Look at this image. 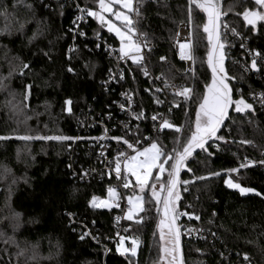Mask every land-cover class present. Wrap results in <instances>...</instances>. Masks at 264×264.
Segmentation results:
<instances>
[{
  "label": "trees",
  "instance_id": "trees-1",
  "mask_svg": "<svg viewBox=\"0 0 264 264\" xmlns=\"http://www.w3.org/2000/svg\"><path fill=\"white\" fill-rule=\"evenodd\" d=\"M77 1L84 8L97 10L95 0ZM222 5L227 12L223 20L240 33L241 41H246L252 50L264 53V22L253 32L252 26L245 27L242 16L237 15L245 8L255 9L254 0H222ZM5 8L7 20L2 16ZM193 9L195 74L184 72L172 47L179 24L188 20L187 0H143L137 28L146 34L154 48L145 66L131 60L126 63L122 86L134 93L140 112H162L175 125H183L182 132L158 131L152 123L146 122L131 135L116 132L122 140L115 141L110 155L121 151L133 153L123 140L138 149L156 140L167 152H172L173 148L182 146L194 127L199 98L205 83L211 80V73L206 63L207 34L202 30L206 16L195 6ZM76 14L73 0H0V78L6 79L0 88V135L11 137L0 140V264H129V260L132 264H157L159 216L155 201L145 204L146 210L140 214L142 223L123 222L121 235L140 239L135 257L116 252L115 217L121 211L116 207L109 210L89 206L93 196L105 198L108 188L116 184L115 177L103 171L84 176L88 166L100 169L98 154L103 147L95 141L101 130L98 127L86 130L83 121L88 115L106 118L113 112L110 106L116 94L107 93L103 87L113 61L103 42H112L119 48V40L97 20L88 17L87 23L81 26L85 35H77L76 48L71 49ZM20 24L24 25L22 29ZM222 31L226 32L230 45L225 49V65L229 75L236 77L231 84L240 90L234 92V96L242 93L253 104L255 114L233 111L220 134L227 143L214 141L209 147L212 156L200 151L182 170L181 180L192 182L187 185V191L183 190L184 185L180 186L179 211L200 217L190 220L181 216L178 222L182 234L199 223L207 231L206 239L192 240L183 236L185 264H264V171L252 166L231 177L242 187L254 188L260 196L241 195L237 189L224 184L228 178L225 169L238 167L245 157L264 159V111L252 98L253 94L264 91V77L245 72L243 63H233L235 58L246 62L244 50L238 43L232 45L228 41L234 36L231 31ZM161 56H165L169 64L161 61ZM22 63L30 67L24 69L21 76ZM146 67L150 69L149 75L144 74ZM159 76L165 81L176 80L194 87L191 102L174 107L177 102L168 97L174 103H157L155 100L166 98L156 90ZM28 84L32 88L25 101L23 94ZM66 100L71 104L66 105ZM25 134L80 139L24 141L15 138ZM178 137L179 145L175 142ZM242 139L252 143L240 144ZM216 145H219L218 150ZM217 171L221 172L220 176H210ZM200 176L207 179H195ZM133 191V188H123L122 196L126 198ZM149 200L150 196L145 194V201ZM68 213L73 214L71 218ZM84 224L99 242L90 236L79 239L85 231ZM105 248L110 251L105 253ZM245 253L249 257L247 262L243 259Z\"/></svg>",
  "mask_w": 264,
  "mask_h": 264
},
{
  "label": "snow or ice",
  "instance_id": "snow-or-ice-1",
  "mask_svg": "<svg viewBox=\"0 0 264 264\" xmlns=\"http://www.w3.org/2000/svg\"><path fill=\"white\" fill-rule=\"evenodd\" d=\"M98 10L92 8H79L80 12L84 15L76 17L73 21L75 24L78 20H83L85 15L92 17L97 20L100 26L107 27L109 33H115L116 37L119 38L120 47L118 49L120 58L129 57L134 64H140L144 60L143 49L147 48L151 52V48L148 45L147 36L143 32H138L137 25L141 18V8L143 0H95ZM188 4V24H193V6L195 9H199L201 13L206 16V22L202 25V30L207 34V59L206 63L211 71L210 82L205 83L204 91L202 96L199 98L198 107L196 109L194 127L189 130V134L186 136L182 146L180 148H173L172 152H167L163 146L156 140H153L149 146L142 150L134 148L132 143L127 140H123V143L127 145L135 154L129 155L126 152H118L115 158V165L112 171L115 172L116 179L122 180V187L125 189L133 188V194L127 197V203L129 207L124 212L122 217L128 221H134L139 224L143 222L141 213L145 212V204L155 201L156 212L159 216L156 228L159 234L160 242V257L157 264L160 262H166V264H184L181 254V226L178 221L181 216H187L190 220H199L200 217L194 213L181 212L179 211V201L182 199L180 186L184 185V191H187V185L192 181L181 180L180 173L182 170L187 168V162L190 157L196 152L197 149L207 153L208 156H212L213 153L209 151V141H224L223 135H218L221 129L225 126V121L230 118V109L236 113L255 114V108L252 103L248 102L243 94L241 93L238 97L234 96V92H240L236 89L231 81L235 80L236 77L229 75L226 68L225 61L227 58L226 47L230 45L227 42L226 32L223 30L231 31L232 35L239 36L235 28H230L229 25L223 20V17L227 15L226 11L221 9V0H187ZM119 6L118 8L116 6ZM255 9L245 8L241 15L245 27L251 25L252 31L255 32L256 26L259 22H264V0H254ZM29 7H31L29 5ZM231 10V9H229ZM3 14L8 15L7 9H4ZM107 14V15H106ZM132 14V15H130ZM133 15L136 19H133ZM111 16L115 21L120 22V26L113 22V19H109ZM23 24H20V28H23ZM264 26V25H262ZM79 35H85L84 32H80ZM97 35H99L97 33ZM177 37L179 33L176 34ZM191 30L189 31V37H191ZM137 37V39H133ZM143 42H140V40ZM179 55L182 60H191L195 63V57L191 54V40L186 42H179ZM99 47V45H97ZM241 48H244L243 43L240 44ZM71 50V49H70ZM252 59L250 63L244 67V71L251 72H262L264 71V53L257 50H249ZM161 61H165L166 57L161 56ZM30 66L27 63H22V67L19 71V75H24V69H28ZM15 71V69H13ZM72 71L71 68L68 69ZM145 75H148L147 71H144ZM193 74L194 69H193ZM12 72L9 73V76ZM159 79V77H157ZM3 84V81H0ZM31 84L25 85V92L23 99L26 101L30 95ZM160 91V89H157ZM177 96H182L185 100L191 99L195 95L194 87H183L181 90L175 93ZM257 98L256 95L253 96ZM130 99V98H129ZM258 99L262 108H264V91L258 94ZM157 103L161 101L157 100ZM66 105H70L71 101L66 100ZM174 107H179L178 104H174ZM123 107V105L121 106ZM68 111H71L69 108ZM143 116L141 112L136 116L139 119ZM152 119L155 121L157 116H153ZM159 129H174L175 132H182L183 125L177 126L167 118L162 117V123L159 125ZM16 139L31 141V140H56V141H67L76 140L80 137H69L65 135H16ZM11 139L10 136L0 135V140ZM117 142L122 140V137H113ZM147 139V138H146ZM176 144H180V138L176 139ZM139 143V140H137ZM240 144H251L252 141L242 139L239 141ZM103 147V146H102ZM217 150L219 145H216ZM103 153H101L102 155ZM257 161L249 160L247 157L239 163L238 167L228 168L224 171L227 173L228 178L224 180V184L230 189H237L241 195L247 193H255L260 196L261 193L257 192L251 187H242L241 183L234 181L231 177L232 174H239L241 169L252 167ZM259 164L264 165V159L258 161ZM168 165L166 168L165 166ZM123 169V174H122ZM155 171V175L153 172ZM191 171L190 168L187 169ZM165 173L166 179H165ZM221 172H211L210 176H220ZM130 177L135 178V184L132 183ZM198 180L207 179V177L200 176L195 177ZM108 197L106 199H100L97 196H93L89 201V206L92 208H106L111 210L114 207H120L118 202L119 193L115 187L108 188ZM145 194L150 196L149 201H145ZM69 217L73 215L68 213ZM215 215V213H213ZM117 222L121 217H117ZM128 231V229H125ZM193 230L188 229L191 233ZM89 232H84L80 235L79 239L83 240L86 236H89ZM155 235V233H154ZM118 242L116 243V252L121 256L135 257L137 250L140 245L139 237H128L120 235L119 232L116 234ZM99 242V238L93 237ZM130 241V247L125 246V242ZM105 253L110 251L104 249ZM244 261H248V254L243 255ZM129 264H132L129 260Z\"/></svg>",
  "mask_w": 264,
  "mask_h": 264
},
{
  "label": "built area",
  "instance_id": "built-area-1",
  "mask_svg": "<svg viewBox=\"0 0 264 264\" xmlns=\"http://www.w3.org/2000/svg\"><path fill=\"white\" fill-rule=\"evenodd\" d=\"M73 1H75L76 9H77L76 17L80 16V15H84L83 13L80 12L77 5H79L80 8H84V7H82L80 5V3H78L77 0H73ZM87 21H88V16L85 15L83 20H78L74 24L75 30H74V37H73L71 49L76 48L75 37L77 35H79V33L81 32V26L86 24ZM190 30L192 33L191 37H189V31ZM177 33H179V36L177 37V35H175L174 40L172 42V47H173V51H174L175 57L177 59V62L183 66L184 72L186 74L194 75L193 69H194V73H195L196 62L193 63L191 60H182L180 58V55H179V47H178V43H177V41L186 42L190 39L191 45H192L191 54L194 56V54H193V47H194V45H193V24H192L191 29H190V26L188 24V20L182 21L177 28L176 34ZM133 39L135 40V39H137V37H133ZM228 41L230 43H232V45H235V43H238L239 47H240L241 43H243L245 45V47L242 49L244 50L243 58L246 59V62H244V60L242 61V59H240V58H235L233 60V63L234 64H239V63L242 64L243 63V68L245 66H247L252 59V56L249 53V50H252V49L246 45V41H241L240 36H232L230 38V40L228 38ZM140 42H143L142 38H141ZM148 45L151 48V50L154 48V44L149 42V41H148ZM103 47L113 61V67L109 71V74L106 76V79L103 82V87L107 93L116 94V98H115V100H113L112 106H110V110H113V112L107 114L106 118H96L93 115H88L85 119L86 121L85 120L83 121L84 129L92 130V129H96L98 127L101 130V133L96 135L95 141H96L97 145L103 146V148H102L103 150L101 152H99V154H98L99 155V161L101 163L100 169H96V167H94L93 165L88 166L86 172L84 173V176L90 177L91 174L97 175L99 173V171L100 172L103 171V172H106L107 174L113 175L116 179L115 172L112 171V169L114 168L115 158H116L118 153L113 155V156L109 154L110 148L112 147V145L116 141V139H113V137H117V135H115L116 132L131 135L142 124H144L146 122L152 123L156 127V129L158 131H160L159 125L162 123V117L163 118H166V117L164 116V114L162 112H159V113H151V114L150 113L149 114L143 113V116H141L139 119L136 118V116L138 114H140L141 112L138 110V103L135 99L134 93L130 89L122 87L123 84L125 83V78H126V68H125L126 63H128V61L131 59L129 57H125V58L121 59L119 52H118L119 48L115 47L112 42L104 41ZM148 54H149L148 49L147 48L143 49L144 60L140 63L142 66H145ZM165 62H166V64H169L168 59H166ZM145 70L147 71V73L149 75L150 69L146 67ZM247 72H249L253 75H256L257 77H260V78L264 77V71H262V72L247 71ZM158 80H160V83L157 84L156 90L160 89V91H158V94H162L164 97L167 98V99L162 98L161 104H164L165 102H167V104H170L171 102H173L170 99L168 100V97L173 98V100H175L177 102V104H180V105H186V104H189L191 102L193 97L191 99L185 100L184 97L175 95V93L177 91L181 90L183 87H189L188 85H186L182 82L176 81V80H172V81L162 80V76H159ZM260 92H262V91H259L255 94H253V96L254 95L257 96L256 99H254L253 96H252V98H253L254 102L264 111V108L261 107L259 99H258V94ZM155 101H157V100H155ZM122 105H123V107H121ZM153 116H157V119L155 121L152 119ZM168 120H170L173 123V121L171 119H168ZM77 140L78 139H76V141ZM216 149H217V147H216ZM101 153H103V154L101 155ZM249 160L257 161V163H255L253 166L258 167L264 171V165L259 164L258 163L259 160H256V159H249ZM122 174H123V169H122ZM74 175H75V173H74ZM122 183H123L122 180L116 179V184L112 186V187H115L117 192L119 193L118 202L120 204V207H118V208L116 207V208L118 210H120L121 212L115 217V226L118 229V232L120 233V235L124 232L123 222L125 221V219H123L122 217L124 216V212L129 207L125 197L122 196V192H123ZM117 217H121L119 222H117V219H116ZM83 227H85L84 232H89L90 233L89 236L93 237L92 233L90 232V230L88 229V227L85 224L83 225ZM188 229H192L193 231L191 233H189ZM79 232H82V230H79ZM183 236L188 238V239H192V240L206 239L207 238V231L199 223V225H197V226H191V227L185 229L183 231L182 238H183Z\"/></svg>",
  "mask_w": 264,
  "mask_h": 264
},
{
  "label": "rangeland",
  "instance_id": "rangeland-1",
  "mask_svg": "<svg viewBox=\"0 0 264 264\" xmlns=\"http://www.w3.org/2000/svg\"><path fill=\"white\" fill-rule=\"evenodd\" d=\"M116 7L118 8L119 6L117 5ZM97 10H98V9H97ZM106 15H107V14H106ZM130 15H132V14H130ZM2 16L5 17L6 20L8 19V17L5 16L4 14H2ZM108 18H109V19H113V22L117 23V25L120 26V22H119V21H115L114 18L111 17V16H109ZM133 19H134V17H133ZM105 28L107 29L106 26H105ZM113 34H115V33H113ZM117 38H118V37H117ZM118 40H119V38H118ZM119 47H120V41H119ZM14 69H15V68H14ZM13 72H14V71H13ZM5 80H6L5 78H3V79L0 78V81H3V85L5 84V82H4ZM9 80H10V79H9ZM1 86H2V84H0V88H1ZM148 146H149V145H148ZM146 147H147V146H146ZM134 148H136V147L134 146ZM144 148H145V147H144ZM137 149H138V148H137ZM142 149H143V148H141L140 150H142ZM26 153H28V152H26ZM134 154H135V153L133 152V153H131L130 155H134ZM165 167H166V166H165ZM155 171H156V170H154V172H153L154 175H155ZM5 175H6V177H7V174H6V173H5ZM8 175H10V174L8 173ZM166 175H167V174L165 173V177H166ZM130 179L132 180V183L135 184V178H134V177H130ZM132 194H133V193H131V194H127V195H126V198H125L126 201H127V197L130 196V195H132ZM107 197H108V195H107L105 198H103V199H106ZM158 220H159V217H158ZM124 236H126V235H124ZM157 236H158V240H159L158 230H157ZM158 242H159V241H158ZM125 246H126V247H130V241H127V240H126V242H125ZM138 248H139V247H138ZM159 248H160V242H159ZM137 252H138V250H137ZM160 255H161V253H160ZM159 257H160V256H159ZM160 264H166V262H160Z\"/></svg>",
  "mask_w": 264,
  "mask_h": 264
},
{
  "label": "water",
  "instance_id": "water-1",
  "mask_svg": "<svg viewBox=\"0 0 264 264\" xmlns=\"http://www.w3.org/2000/svg\"><path fill=\"white\" fill-rule=\"evenodd\" d=\"M222 8H223V5H222V0H221V9H222ZM222 11H223V9H222ZM207 68H208V66H207ZM208 70L210 71L209 68H208ZM210 73H211V71H210ZM233 111H234V110L230 109V117H231ZM229 120H230V118H229L228 120L225 121V126L221 129V131L218 133V135H220L221 132L224 130V128L226 127V125H227V123H228ZM213 142H214V141H209V144H211V143H213ZM200 151H201V150L197 149L196 152L193 154V156H195L196 154H198ZM193 156H192V157H193ZM192 157H190V158H192ZM190 158H189V159H190ZM181 174H182V171H181V173H180V179H181ZM178 224H179V222H178ZM181 254H182V258H183L184 264H185V258H184V245H183L182 235H181Z\"/></svg>",
  "mask_w": 264,
  "mask_h": 264
},
{
  "label": "crops",
  "instance_id": "crops-1",
  "mask_svg": "<svg viewBox=\"0 0 264 264\" xmlns=\"http://www.w3.org/2000/svg\"><path fill=\"white\" fill-rule=\"evenodd\" d=\"M259 23H260V22H259ZM259 23H258V24H259ZM258 24H257V25H258Z\"/></svg>",
  "mask_w": 264,
  "mask_h": 264
}]
</instances>
